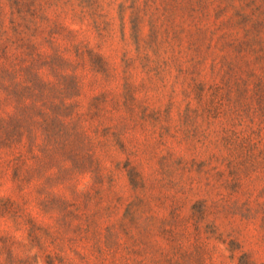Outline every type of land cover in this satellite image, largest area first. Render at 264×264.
I'll use <instances>...</instances> for the list:
<instances>
[{
	"label": "rangeland",
	"instance_id": "rangeland-1",
	"mask_svg": "<svg viewBox=\"0 0 264 264\" xmlns=\"http://www.w3.org/2000/svg\"><path fill=\"white\" fill-rule=\"evenodd\" d=\"M0 264H264V0H0Z\"/></svg>",
	"mask_w": 264,
	"mask_h": 264
}]
</instances>
